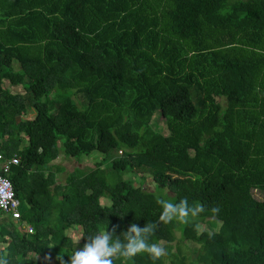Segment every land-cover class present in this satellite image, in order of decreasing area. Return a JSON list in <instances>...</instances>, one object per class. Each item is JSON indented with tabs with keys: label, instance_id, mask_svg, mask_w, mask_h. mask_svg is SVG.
I'll use <instances>...</instances> for the list:
<instances>
[{
	"label": "trees",
	"instance_id": "16d2710c",
	"mask_svg": "<svg viewBox=\"0 0 264 264\" xmlns=\"http://www.w3.org/2000/svg\"><path fill=\"white\" fill-rule=\"evenodd\" d=\"M0 152L18 158L21 216L0 214L9 264L68 261L86 236L185 197L206 211L160 224L164 257L114 264H264V0H0ZM94 152L109 165L56 164ZM145 174L155 192L134 185Z\"/></svg>",
	"mask_w": 264,
	"mask_h": 264
},
{
	"label": "clouds",
	"instance_id": "9594fccd",
	"mask_svg": "<svg viewBox=\"0 0 264 264\" xmlns=\"http://www.w3.org/2000/svg\"><path fill=\"white\" fill-rule=\"evenodd\" d=\"M122 154V151H119ZM167 191V189H165ZM156 203L162 208L158 221L149 222L144 227L136 223L130 224L126 231L117 236L115 233L119 226H114L112 231H97L93 235L82 237L83 246L69 255L68 261L60 260V264H114L117 259H130L138 254L147 253L153 261L166 255L164 242L150 243V237L159 228L160 224H169L175 221L178 224H188L194 218H198L206 211L200 203H189L185 197L179 203H172L168 199H157ZM211 215L215 220L220 212L218 206L211 207ZM211 235V234H210ZM113 236L116 239H113ZM123 236V240L120 237ZM79 241V243H80ZM51 260V256L46 257ZM0 264H9L6 254L0 253Z\"/></svg>",
	"mask_w": 264,
	"mask_h": 264
},
{
	"label": "rangeland",
	"instance_id": "374dc122",
	"mask_svg": "<svg viewBox=\"0 0 264 264\" xmlns=\"http://www.w3.org/2000/svg\"><path fill=\"white\" fill-rule=\"evenodd\" d=\"M4 87L7 89H10L12 92L24 93V90L22 87L12 86L7 81L4 82ZM34 115H35V112L33 110H30L29 114L27 116H24L23 118H32V117H34ZM150 124L156 131H159L163 134L167 133V125L163 122L162 117L159 116L157 112H156L155 116L151 119ZM115 154H116V156L121 155L120 152L119 153L113 152V155H115ZM103 158L107 159V165H109L108 157L105 155L99 154L97 152L90 154L89 157L85 160H83L84 158L80 159L82 162H79L76 159L74 160L71 158H66L61 153V156L56 161V164L64 165V166H66V168L68 170H72L75 167H82V169L85 170V168H87V167H93V164H95V162H97V161L99 162V161H101L100 159H103ZM101 168L104 169V165ZM125 177H126V175H125ZM64 179H65V173H62L60 175L61 182H64ZM134 185L136 187H142L143 189L150 191V192L156 191V184L153 182L150 174H145L143 176L135 177L134 178ZM164 193L167 194V196H169V197L173 195L171 193V191H169L168 189H167V191L164 190ZM156 194H157V196L161 197L159 195V193H156ZM254 196L256 199L264 198V196H262L261 194H258L257 191H254ZM6 219H8V218H6ZM14 226L17 227L18 225L14 224ZM202 229L211 230V228L208 226L207 223H204V224H202V226H200L199 230L202 231ZM22 232H23V229H22ZM72 237H73L74 241H79V239H80L79 231L75 230L74 233L72 234ZM176 245H177V241L172 242V246H173L172 251L176 250L175 249Z\"/></svg>",
	"mask_w": 264,
	"mask_h": 264
},
{
	"label": "built area",
	"instance_id": "2783aa9c",
	"mask_svg": "<svg viewBox=\"0 0 264 264\" xmlns=\"http://www.w3.org/2000/svg\"><path fill=\"white\" fill-rule=\"evenodd\" d=\"M18 164L17 156H13L6 159L0 152V214L5 217H9L11 220H17L20 218V200L16 197L12 184L7 177L12 165ZM27 231V233H34L32 226L26 228V226L20 227V231Z\"/></svg>",
	"mask_w": 264,
	"mask_h": 264
}]
</instances>
